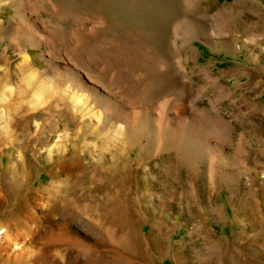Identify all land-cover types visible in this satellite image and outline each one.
Wrapping results in <instances>:
<instances>
[{"label":"rangeland","instance_id":"obj_1","mask_svg":"<svg viewBox=\"0 0 264 264\" xmlns=\"http://www.w3.org/2000/svg\"><path fill=\"white\" fill-rule=\"evenodd\" d=\"M6 231L0 264H264V0H0Z\"/></svg>","mask_w":264,"mask_h":264},{"label":"bare ground","instance_id":"obj_2","mask_svg":"<svg viewBox=\"0 0 264 264\" xmlns=\"http://www.w3.org/2000/svg\"><path fill=\"white\" fill-rule=\"evenodd\" d=\"M24 242H25L24 238L19 239L17 237H11L6 231L5 235L2 236L0 239V250H4V251L6 250L7 253L11 251L13 256L14 255L16 256L15 258H19V255L21 254L20 252L22 251L21 247L23 248ZM255 262L256 264H260L259 260L258 262L257 261ZM238 264H243V263L238 261Z\"/></svg>","mask_w":264,"mask_h":264}]
</instances>
